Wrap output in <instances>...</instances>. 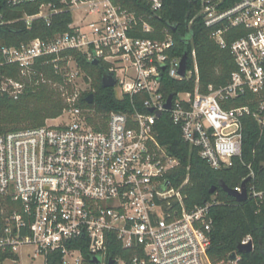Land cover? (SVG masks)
<instances>
[{"label":"built area","instance_id":"2783aa9c","mask_svg":"<svg viewBox=\"0 0 264 264\" xmlns=\"http://www.w3.org/2000/svg\"><path fill=\"white\" fill-rule=\"evenodd\" d=\"M196 2L189 28L200 18L222 48L230 29L245 31L229 46L236 66L229 83L206 92L196 51L181 76L177 27L154 23L163 0H8L39 4L37 14L22 18L29 28L62 12L72 22L46 39L0 47V68L18 70L16 78L0 74V93L19 99L46 59L65 77L67 103L60 123L0 135V264H214L208 250L216 200L187 209L181 189L189 176L180 188L171 185L168 175L180 161L159 141L157 124L169 114L215 170L242 156L245 119L264 126V0ZM75 11L83 12L78 21ZM69 52L105 64L116 77V97H129L132 108L99 115L92 79ZM164 75L195 81L193 90L176 92L170 109ZM247 194L264 203L255 186L247 185Z\"/></svg>","mask_w":264,"mask_h":264},{"label":"trees","instance_id":"16d2710c","mask_svg":"<svg viewBox=\"0 0 264 264\" xmlns=\"http://www.w3.org/2000/svg\"><path fill=\"white\" fill-rule=\"evenodd\" d=\"M163 1L164 7L159 12L160 17L154 23L158 27H177L175 55L183 56L187 53L190 56V67L192 51H196L201 91L206 92L209 85L226 86L236 69L229 46L245 34L244 29H230L224 35L227 47L222 48L211 38V29L205 27L200 18L189 28V22L199 8L196 0ZM38 10L39 4L12 6L8 4V0H0V21L4 22L0 25V47L19 46L36 38L46 39L66 31L72 22L71 15L62 12L55 15L50 24L44 19H38L33 22L32 27H27L22 18L25 15H35ZM69 54L75 56L92 79L96 90L94 107L99 115H105L106 118V114L112 111L132 108L133 103L129 97L119 100L112 87H102L101 79L107 70L105 64L93 65L87 63L80 53ZM35 73L27 82L26 89L19 99H12L0 93V135L42 127L48 120L59 118L67 107L60 90V87L65 85L64 75L57 72L46 59L38 62ZM0 74L16 78L18 70L6 66L0 68ZM162 85L165 96H169L181 90H193L195 81L193 79L188 83L178 82L164 75ZM157 130L159 141L180 161L179 166L168 175L171 185L180 188L189 176L188 183L181 189L187 209L216 200L210 210L213 225L208 253L211 261L214 264H229V256L237 251L243 239L250 236L254 250L241 254L238 264H264V203H259L253 198L240 203L221 187L224 183L231 189H237L246 180L248 186L252 185L258 191H264V126L246 118L242 156L236 158L231 167L219 170L210 167L196 150L190 149L182 139L180 128L173 123L169 114L165 113L160 119ZM251 172L254 173L253 177H249ZM214 187L216 191L212 193ZM52 264H61V260L52 261Z\"/></svg>","mask_w":264,"mask_h":264},{"label":"water","instance_id":"95a60500","mask_svg":"<svg viewBox=\"0 0 264 264\" xmlns=\"http://www.w3.org/2000/svg\"><path fill=\"white\" fill-rule=\"evenodd\" d=\"M93 65H98L99 61L95 60L92 62ZM187 68H188V54L185 53L182 57L181 60V67H180V75L181 76H185L186 72H187ZM101 84L103 88H110L113 87L116 84V77L113 73L110 72H106L101 79ZM174 94H171L168 97L167 103H166V108L170 109L172 106V99H173ZM94 101V95L90 94L87 97V102L89 104H92ZM158 115L160 116L161 113H158ZM222 189L228 193L230 196L234 197L238 202L242 203L248 200V194H247V181L245 180L242 183L241 189L242 191L239 192L237 189H231L229 188L226 184H222ZM216 191V187H214L211 192L214 193ZM254 250V245L253 242H250L247 245H243V244H239L237 247V253L234 252L229 256V261H236L237 260V254H245V253H249L251 251Z\"/></svg>","mask_w":264,"mask_h":264},{"label":"rangeland","instance_id":"374dc122","mask_svg":"<svg viewBox=\"0 0 264 264\" xmlns=\"http://www.w3.org/2000/svg\"><path fill=\"white\" fill-rule=\"evenodd\" d=\"M83 16V12L82 11H75L74 13V17H75V20L78 21L81 17ZM50 123H60L62 121L61 118H58L56 121H53V120H49ZM39 264V263H37Z\"/></svg>","mask_w":264,"mask_h":264}]
</instances>
